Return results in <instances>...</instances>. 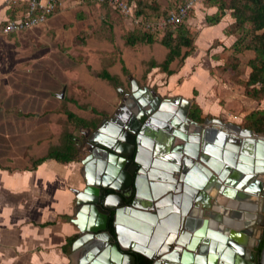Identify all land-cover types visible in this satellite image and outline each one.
Instances as JSON below:
<instances>
[{
	"label": "crops",
	"instance_id": "0c3cea01",
	"mask_svg": "<svg viewBox=\"0 0 264 264\" xmlns=\"http://www.w3.org/2000/svg\"><path fill=\"white\" fill-rule=\"evenodd\" d=\"M59 2L43 23L0 34V264H72L71 246L78 233L72 222L78 211L74 191L84 187L80 170L86 154L75 141L83 137L75 135V124L67 118V112L87 122L79 133H92L94 123L100 124L118 112L122 93L129 91L133 79L151 91L155 82L160 84L154 90L159 97L181 96L191 105L196 103L203 116L214 114L207 116L225 121L242 116L224 110L217 113V106L211 103L212 89L219 82L214 71L224 56L222 47L215 46L213 40L227 39L225 30L234 21L229 11L218 23L209 25L205 15L217 8L205 3L196 5L192 11L195 17L188 18L193 27L201 23L195 27L198 37L194 38L193 53L177 69L170 64L171 74L150 66L145 80H141L127 65L129 57L138 51L136 45L140 42L135 36L140 27L99 0ZM167 2L159 0L162 6ZM26 4L27 0H0V24L23 15ZM118 38L132 49H122L116 42ZM207 50L217 55L203 59ZM148 61L159 63L155 58ZM82 66L88 67V74H79ZM103 72L113 80L104 78ZM97 80L113 81L121 88L120 99L111 111L89 105L88 117H83L63 106L66 100L82 111L73 89L86 90V81ZM69 88L71 96L67 94ZM243 103L237 104L236 111L242 110ZM68 135L79 137H74L79 157L76 161L46 158L35 162L52 148L63 147ZM69 238L72 240L65 250Z\"/></svg>",
	"mask_w": 264,
	"mask_h": 264
},
{
	"label": "water",
	"instance_id": "95a60500",
	"mask_svg": "<svg viewBox=\"0 0 264 264\" xmlns=\"http://www.w3.org/2000/svg\"><path fill=\"white\" fill-rule=\"evenodd\" d=\"M146 90L130 80L129 91L122 93L118 112L106 119L111 121L110 128L105 127L106 121L98 123L85 141L89 152L81 159L84 187L74 191L78 211L72 222L78 233L71 246V263L136 264L141 254L150 260L149 264H192L191 254L196 250L199 237L207 235L210 240L201 241L207 243L199 252L206 255L202 264H258L256 251L247 245L253 246L248 242L253 232H259L255 247L264 236V145L247 139L240 148L232 147L227 141L228 134L222 131L224 126L257 137L264 138V133L216 118L208 120L216 123L213 125L195 121L188 116L190 100L181 96L159 97L151 90V96L147 97L143 94ZM153 94L156 99H152ZM174 112L181 115L176 124V131L182 132L178 134L180 139L171 136L165 138L167 141L161 140L164 136L159 137L160 129L169 131L171 127L157 129L150 123H155V116L167 121ZM121 113L124 118H119ZM103 131L108 137L98 138L96 135ZM82 141H78V145ZM143 145L149 150L150 158L145 159ZM151 156L166 160L156 164L162 169L160 174L158 170L152 174L150 170L148 174L141 173L153 165ZM155 177L162 178V182L153 183L151 179ZM175 177L183 181V184L177 182V188L163 183L165 179L175 183ZM146 178L149 179L145 184L147 193H154V198L164 196L159 201L161 208L148 203L147 200L152 202L151 197L140 199L141 182H146ZM102 190L111 195H105ZM141 200L142 205L138 204ZM238 202L249 204L237 207ZM133 206L148 207L151 211L128 215L122 223L121 214L134 213L128 210ZM243 208L247 212L243 213ZM188 210L190 215L186 220H179ZM145 214L158 220L159 225L151 237L149 231L152 230L148 226L143 233L135 229L137 218L145 220ZM202 215L206 217L203 226L199 233H194L198 237H191L187 229L193 231L200 226ZM244 217L246 223L241 222ZM161 222L166 227L160 226ZM162 228L165 233L161 232ZM142 239L143 244L151 248L150 252L136 243ZM259 264H264V246Z\"/></svg>",
	"mask_w": 264,
	"mask_h": 264
},
{
	"label": "trees",
	"instance_id": "16d2710c",
	"mask_svg": "<svg viewBox=\"0 0 264 264\" xmlns=\"http://www.w3.org/2000/svg\"><path fill=\"white\" fill-rule=\"evenodd\" d=\"M124 1L129 4L134 3V13L147 21H155L166 14V9L160 5L159 0ZM183 1L180 0L173 8ZM203 3L217 8L216 12L205 15V21L209 25L218 23L226 11L230 12L234 21L226 32L236 35V39L231 46L232 50L235 52H241L242 50L253 52V57L247 62L250 71L245 81V94L256 101H260L264 97V0H205ZM192 11L181 24L167 26L163 29L164 34L159 39V42L167 48V54L162 62L158 64L151 62V67L158 66L169 75L173 72L170 69V64L174 60L183 61L185 57L193 52L195 29L186 23ZM137 33L138 35L135 36L136 41L148 43L153 41L151 32L139 28ZM123 70L124 73H127L126 69ZM102 76L109 80L114 78L107 72H103ZM189 116L196 121H202L205 118L196 103L192 104ZM67 118L78 127H86L88 125L84 119L71 112H67ZM244 126L258 133H264V109L254 108L247 113ZM74 140V136L68 135V140L63 147L52 148L47 155L37 159L35 162H41L46 158H55L61 162L76 161L78 159V150L75 147L76 142ZM109 223L111 226V221ZM71 240L72 238L68 239L67 244L64 246L65 250L69 247ZM263 246L264 236L256 247L258 257ZM149 263L150 260L148 258L140 256V264Z\"/></svg>",
	"mask_w": 264,
	"mask_h": 264
},
{
	"label": "rangeland",
	"instance_id": "374dc122",
	"mask_svg": "<svg viewBox=\"0 0 264 264\" xmlns=\"http://www.w3.org/2000/svg\"><path fill=\"white\" fill-rule=\"evenodd\" d=\"M179 1L180 0H168V2L164 6V8L166 9V13L167 11L172 9L175 6V4L178 3ZM192 15L193 13L191 14V16ZM193 17H195V15H193L192 18ZM186 23L188 26L193 27L191 24H189V19L186 20ZM200 24L201 23H196V25L193 28L195 29V27H198ZM228 25L230 26V24ZM226 28L227 27H225V29ZM227 29L225 31H227ZM151 33H152L154 42L147 44L148 42L138 41L140 42L139 44L140 46L136 45L138 51L135 52L134 56L133 55L130 56L127 61V65L131 69V71H133L134 76L139 77L141 80H145L147 68H150L151 62L148 60L151 58H155L160 63L164 60L167 54V48L161 43H159V39L164 34V30L162 29V30H158L155 32H151ZM195 36L198 37L196 29H195ZM226 36H227V39H224L225 41H221L219 39L213 40V43L215 46L222 47L221 53L224 56H223V59L219 60V63H220L219 67H217L216 71H214L219 79V82L217 84V87H214L212 89L214 95L212 96L213 101L211 103L217 106V113H219L221 110H224L228 112L229 114H233V115L241 114L242 115L239 118L233 117L232 120L226 119V121L222 118H216V119H219L222 122H233V123L240 125L241 127L246 128L244 126L245 115L254 108L264 109V97L260 101H256L245 94V81L247 80L248 73L250 71V68L247 65V62L250 58L253 57V52L250 50H242L241 52L233 51L231 46H232V43L236 39V35L227 34ZM80 37H81V34L79 35V38ZM116 42L122 49H125V50L127 49L128 51H130L129 49H132L128 45L125 44L122 38H118ZM92 44L93 43H91L89 47L92 46ZM215 55L217 54L212 55L209 52V50H207V53L202 54V58L203 59L207 57L212 58ZM218 55H219V52H218ZM126 58L127 57H125V59ZM180 64H181V61L179 59H176L171 63V68L177 69L180 66ZM83 73L84 74L89 73L88 67L82 66V71L79 74L81 75ZM111 74L116 75V72L111 70ZM95 82L96 83H90L89 81H86L85 83L88 86V89L86 90L81 87L73 89V96L75 98H78V101H79L78 107H80L82 111H79L75 105L66 102V100H63L62 102L63 106L64 107L68 106V108L72 112L80 116H83V117H88V115L86 114L88 113L87 106L89 105L92 107H97L103 111H111L112 107L114 106L118 98L120 99L121 88L116 87L113 81L97 80ZM155 83L153 84V86H154V90L156 91L160 84H155ZM67 94L68 96H71L72 93L70 94V88L68 89ZM239 102H242V103L244 102L242 104L243 108L242 110H240V112L236 111L237 104ZM207 115L212 116L214 114H206V116L205 115L204 116L208 117ZM95 119L94 121H97ZM98 123L99 121L94 123L95 126ZM79 128L80 127L74 125L73 131L75 132V135H77L78 133V135L80 134L79 137H83V135L79 133ZM92 129L95 130V128H92ZM92 129H89V130H92ZM88 132H91V131H88ZM87 135L86 137L84 135L83 141L87 139ZM74 137L79 138L78 136L77 137L74 136ZM77 140L78 139H76L75 141L78 144L79 140L78 141Z\"/></svg>",
	"mask_w": 264,
	"mask_h": 264
},
{
	"label": "built area",
	"instance_id": "2783aa9c",
	"mask_svg": "<svg viewBox=\"0 0 264 264\" xmlns=\"http://www.w3.org/2000/svg\"><path fill=\"white\" fill-rule=\"evenodd\" d=\"M116 9L122 16L129 18L132 23L143 30L155 32L167 26L181 24L196 5L205 0H184L175 8L170 9L164 16L155 21H147L134 13L131 4L124 0H99ZM59 0H27L26 10L23 15L8 19L0 24V34H10L24 31L33 26L43 23L49 14L59 6ZM234 118H237L234 116Z\"/></svg>",
	"mask_w": 264,
	"mask_h": 264
},
{
	"label": "flooded vegetation",
	"instance_id": "af4514ba",
	"mask_svg": "<svg viewBox=\"0 0 264 264\" xmlns=\"http://www.w3.org/2000/svg\"><path fill=\"white\" fill-rule=\"evenodd\" d=\"M147 90L145 91V92H143V94H144V96H147V97H149V96H151V92H150V90L148 89V88H146ZM152 99H156L155 98V95L153 94L152 95ZM191 106L192 105H190V108H191ZM126 109H129L130 107H125ZM190 108H189V110H190ZM122 115H124V114H122ZM188 116H189V112H188ZM172 117L173 118H175V115H172ZM178 117V116H177ZM190 117V116H189ZM191 118V117H190ZM179 119V117L176 119L175 118V120H178ZM192 119V118H191ZM210 119H212V118H210V117H205L202 121H198V122H207V124L208 125H213V124H216L215 122H213V121H211V122H208V120H210ZM196 121V120H195ZM109 122H111V121H109ZM109 122L106 120V122H105V127H108V125H109ZM174 122H176V121H174L173 119H169L168 120V124H170V123H173L174 124ZM178 123V122H177ZM176 123V124H177ZM176 124H174V125H172V124H170L171 125V130H169V131H167V130H165L164 128H162V129H160V133H159V137L161 138V136H160V134L162 135V136H164V138H161V140H165V141H167L165 138H169V137H171V136H175L174 137V139L176 138L177 140H179L180 138L178 137V134H179V131H176V128H177V126H176ZM173 132H175L176 133V135L175 134H173ZM88 135H87V138L91 135V132H88L87 133ZM107 134V132L106 131H103V133H100V134H98V135H96V136H98V138H100V139H103L102 138V135H106ZM84 135L85 134H83V137H84ZM231 135H234V133H231ZM86 141V140H85ZM85 141H82V143L79 145V148H80V150L82 151V152H85V154L87 155L88 154V144H86L85 143ZM143 150H146L145 152H143V154L145 155V158H149V155H148V149L146 148V146H143ZM204 165V164H203ZM144 172V174H147V171H141V173H143ZM212 172V174H214V175H216L213 171H211ZM175 179H176V182L174 183V188H177L178 187V183L177 182H180V183H182L183 184V181L182 180H179L177 177H175ZM149 179L148 178H146V182L145 181H142L141 182V187H140V190H139V195H140V199H144V198H149V197H151L152 198V202H151V200H147L148 201V203L149 204H151V206H154V207H156V208H161V206H160V202L159 201H161L162 199L161 198H163L164 196H162L161 194L160 195H158L156 198H154V193H147V189L145 188V184L147 183L148 184V181ZM151 181L153 182V183H161L160 181H158V180H152L151 179ZM167 181H163V183H165V184H167L166 183ZM181 187V186H180ZM166 191H168V192H170L171 190H166ZM102 193H104L105 195H111V193L108 191V192H104L103 190H102ZM167 193V192H166ZM207 195V194H206ZM206 197V196H205ZM210 196H208V198H209ZM164 201H165V199H164ZM211 201V200H210ZM163 202V201H162ZM141 203H143L142 202V200H141V202L140 203H138V204H141ZM142 205V204H141ZM188 207H190V206H188ZM147 209H142L141 207H139V206H136V207H134V209H133V211H134V213H130L129 212V215H133V214H135V213H141V214H143V212H145V210L147 211V212H150L148 209V207H146ZM177 209H179V208H176V210ZM179 211V210H178ZM189 211L190 210H188L187 211V213L184 215V216H179V220L181 219V218H185L184 219V221L186 220V217L187 216H189L190 214H189ZM125 213H127V212H125ZM145 216H146V219L144 220H142L141 218H137V220H136V224H135V229H136V231H138L139 233H143V229L145 228H147V226L152 230V231H149V229H148V231L150 232V235H149V237H151V235H153V232H154V230H155V227L157 226V225H159L158 224V220H156L155 218H153L152 216H150V215H148V214H145ZM193 216V215H192ZM165 217V216H164ZM206 217L205 216H203L202 215V221H201V223H200V226L199 225H197L196 226V228H194L193 229V231H191V230H188L187 229V232L189 233V231H190V235H191V237H195V238H197L198 237V234H194V233H199L200 232V230H201V228H202V226H203V220L205 219ZM165 218H163L162 220H164ZM147 220V221H146ZM111 221V220H110ZM149 222H152L153 223V225H150L151 223H149ZM180 222V221H179ZM180 224H181V222H180ZM160 226H164V227H166L165 226V224H163V222H161V225ZM174 226V225H173ZM242 229H244V228H242ZM161 232L162 233H165V228H162L161 229ZM209 235L210 236H212V234L211 233H209ZM258 236H259V232H257V231H255V232H253V234L252 235H250L249 237H248V242H251L252 244H253V246L252 247H250L249 245H247L250 249H253V250H255L256 251V247H255V244H256V242H257V238H258ZM155 237V236H154ZM200 238V241L196 244V250L195 251H192V254H191V258H192V260H191V263L192 264H202L201 262H202V260H204L205 258H206V255H205V253H199L200 252V250H201V247H203L206 243H204V242H201V241H205V240H210V237L209 236H207V235H204V236H201V237H199ZM189 240H190V238H189ZM141 241H143V239L141 240ZM141 241H139L138 243H139V245L140 246H142V242ZM159 242V241H158ZM157 242V243H158ZM191 242V241H190ZM189 242V243H190ZM155 246V245H154ZM153 246V247H154ZM144 250H146V251H148V252H150L151 251V248L149 247V246H147V248L145 247H142ZM198 250V251H197ZM140 256H143V255H141V254H139L138 256H137V258H136V264H140ZM248 257V259H250V256L248 255L247 256ZM259 261H260V255H259V257H258V264H259Z\"/></svg>",
	"mask_w": 264,
	"mask_h": 264
},
{
	"label": "bare ground",
	"instance_id": "6f19581e",
	"mask_svg": "<svg viewBox=\"0 0 264 264\" xmlns=\"http://www.w3.org/2000/svg\"><path fill=\"white\" fill-rule=\"evenodd\" d=\"M143 102L145 101V100H142ZM165 106H167V105H165ZM137 107H139V106H137ZM168 107V106H167ZM146 108H147V106H146ZM162 115V114H161ZM173 115H175V118L177 119L178 117H179V119L178 120H175V118H173L172 117V115H171V117H169V119H173L174 121H176V122H174V124H176L177 122L179 123L180 122V116L181 115H176V113L174 112L173 113ZM178 116V117H177ZM124 118L125 117V115H122V113H121V116H119V118ZM155 118V123H150V125L151 126H153V127H155V128H157V129H159L160 127H165L166 128V126H168V127H171V125L170 124H172V125H174L173 123H170V124H168V120L166 121L165 119H162V118H159L158 116H155L154 117ZM116 123L114 122L113 123V125H115ZM110 126H111V124L108 126V128H110ZM218 126V125H217ZM191 128V127H190ZM218 128H219V126H218ZM223 128H224V130L222 131V133H227L228 134V138H229V140H227L228 142H229V145L230 146H238L239 148L241 147V145H242V141L243 140H247V139H253V141H260V142H262L263 143V145H264V138L263 137H257V136H255V135H247V134H244V132L243 131H237L236 129H230V128H226V127H224L223 126ZM110 130V129H109ZM180 133H182L181 131H179V134ZM185 134H187V132H184ZM231 133H234V135H231ZM108 137V135L106 134V135H102V138L103 139H105V138H107ZM173 137V136H172ZM175 137V136H174ZM174 137H173V139H174ZM176 139V138H175ZM149 145V144H148ZM144 146V145H143ZM143 146H141V149L143 150ZM229 150H231V148L229 149ZM146 150H143V152H145ZM148 152H149V150H148ZM182 153V152H181ZM239 155H240V152H239V150L237 151V158L239 157ZM185 156V154L184 153H182V157H184ZM152 158H151V161L153 162V165H149V168H144L143 170L144 171H147V174H148V171L150 170V172H151V174H152V172L154 171V170H158V174H160V172L162 171V169L160 168V167H157V163L158 162H160L159 160H162V161H164L165 159H161V157H154V156H151ZM149 158H150V156H149ZM154 158V159H153ZM146 159V158H145ZM166 161V160H165ZM197 161H199V160H197ZM155 164V165H154ZM260 175V174H259ZM105 179H108L107 177H105ZM152 180H158V181H162V178H158V177H155V178H152ZM166 181H167V179H165ZM261 182H263L262 180H260ZM167 184H170V185H174V183H172V182H166ZM258 194V193H257ZM256 194V195H257ZM140 197V196H139ZM246 203L247 202H238L237 203V207H246ZM247 204H249V203H247ZM248 206V205H247ZM134 207H136V206H133L131 209H128V210H133L134 209ZM246 209H249V207H247ZM246 209H244L243 208V210H242V212L243 213H245V212H247V210ZM124 214V213H123ZM129 215V212H127V213H125L123 216H122V214H121V218H122V223H123V221H124V218H126L127 216ZM242 221V223H244L245 222V217L241 220ZM246 223V222H245ZM241 227V226H240ZM246 226L244 225L242 228H245ZM142 243V246H140L139 245V243L136 241V243L140 246V248L141 247H146L147 248V245H144L143 244V242H144V240L143 241H141Z\"/></svg>",
	"mask_w": 264,
	"mask_h": 264
}]
</instances>
